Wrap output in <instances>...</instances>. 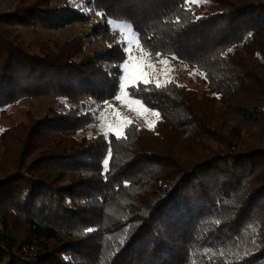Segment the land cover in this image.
Wrapping results in <instances>:
<instances>
[{"label":"trees","instance_id":"trees-1","mask_svg":"<svg viewBox=\"0 0 264 264\" xmlns=\"http://www.w3.org/2000/svg\"><path fill=\"white\" fill-rule=\"evenodd\" d=\"M207 1L213 10L93 0L107 30L128 22L153 56L194 66L206 86L127 89L160 115L150 127L129 123L119 139H78L91 117L77 108L1 132L0 264H264V0ZM44 3L0 13V106L22 95H117L126 58L117 44L78 60L77 39L28 51L14 24L69 18Z\"/></svg>","mask_w":264,"mask_h":264},{"label":"rangeland","instance_id":"rangeland-1","mask_svg":"<svg viewBox=\"0 0 264 264\" xmlns=\"http://www.w3.org/2000/svg\"><path fill=\"white\" fill-rule=\"evenodd\" d=\"M30 1L33 0H0V13L25 6ZM43 2H45L43 7L53 6L57 9H64L70 13L69 18L62 21L63 24L61 26L55 27L37 24H14L16 33L25 42L28 51L42 53L44 47L53 48L54 43L61 45L69 40L77 39L78 41L81 40L83 47V53L77 54L75 57L78 60L85 54L94 55L97 58L103 57L107 49L117 44L123 47L126 53L125 60L129 59V54L131 56L127 70L129 84L135 83L132 79L133 77L140 78L143 76L144 79L152 80L153 82L159 81L163 83L171 80L178 84L187 85L197 92L205 88L206 80L203 74L194 66L181 62L172 56L162 55L157 57L152 55L149 59L148 56L143 55L140 47L142 44H137L136 39H132L127 30L124 34H121L117 26L121 23L129 24L128 22L113 21V24L108 23L109 30H107L101 16L96 14L98 12L94 9L93 0H43ZM120 6L122 12H132L125 7L124 3ZM202 6L206 10L214 9V6L208 1L202 3ZM72 9H74V13L69 11ZM79 13H83V15L81 16ZM132 31L135 33L133 27ZM130 40L131 43H129ZM120 41L125 43L122 44ZM161 61H166V63H161ZM105 64L108 65L107 63ZM149 64L152 66L150 67ZM117 95H121L122 99L117 100ZM117 95L104 100H97L89 96L81 99L61 98L53 94L15 97L10 103L0 106V133L20 125L28 130L32 123L36 125L34 127L37 129L40 124L56 119L57 114L66 113L70 108H77L76 112L85 115L87 118H89L88 115L91 117L90 122L87 121L78 130L79 132L76 134L78 139L84 134L87 136L102 134L100 129L101 120L98 113H103L107 122L113 126L111 131L107 127L104 128V132L108 133H114V128L121 123L120 118L122 117L128 119V124L134 122L137 125L146 127H150L148 122L154 121L155 123L158 119V117H153L150 114L147 116L138 115L137 111L132 110L133 108L139 109L138 105L129 107L128 101L130 98L122 94L120 90ZM117 114H119V117ZM42 137L43 135H40L38 139L40 140ZM1 228L0 219V230Z\"/></svg>","mask_w":264,"mask_h":264},{"label":"snow or ice","instance_id":"snow-or-ice-1","mask_svg":"<svg viewBox=\"0 0 264 264\" xmlns=\"http://www.w3.org/2000/svg\"><path fill=\"white\" fill-rule=\"evenodd\" d=\"M205 2H207V0H185V10H189L190 11L191 10V8H190V5L191 4L200 5V4L205 3ZM96 14L97 15H101V16L104 15L103 13H99V12L96 13ZM197 19H200V17H197ZM108 23L109 24H113V21L112 20H109ZM177 23H179V20H177ZM117 26L119 27L121 34H124L125 31L127 30L128 33H129V35L132 37V39H136L137 44H140V42H139L138 38L136 37L135 33L132 31V26L130 24L121 23V24H119ZM120 43L123 44L125 42L124 41H120ZM129 43H131V40L129 41ZM140 47H141V51H142L143 55L148 56L149 59H150L152 57V55H153V53L151 52V50L145 49L143 45H140ZM229 51H231V49H229ZM155 55L157 57H159V56L164 55V53H162V52H156ZM130 59H131V56L129 54V59L125 60L123 63H121L120 65H118V67L121 69V71L123 73L119 77V79L121 81L120 82V92L122 94L127 95L130 98L129 101H128V106L129 107H131L132 105H138L139 106V109H136V108H133L132 109L134 111H137V114L138 115H145V116H147L148 114H150L153 117H159V115H160L159 112L148 109L146 106H144V104H143V102L141 100L135 98L132 95V93L127 90V89H129L131 87L139 88V85H140L141 82H143L146 87L149 84H152L153 83L152 80L144 79L143 76H141L140 78L133 77L132 79L135 81L134 84H129L128 83L129 76H128V71L127 70H128V65H129ZM161 63H166V61H161ZM149 66L151 67L152 65L149 64ZM169 82L170 81H164L163 83H161L159 81H156V82H154V86H155L156 89H161V88L167 87ZM116 99L117 100H121L122 99V96L121 95H117L116 96ZM98 116L100 117V120H101V123H100L101 132L104 135H108V132H104V128L107 127L111 131V130H113V126L107 122V120L104 118V114L103 113H98ZM117 116L119 117V114H117ZM120 120H121V123H119L114 128L115 136L118 139L119 138H123L124 130L128 126V119L126 117H122V118H120ZM148 123H149V126H151V124L154 123V121L148 122ZM111 155H112V149L109 146V149H108V158H105L103 160V166H104V172L105 173H107L109 171V162H110ZM217 223H219V221H217ZM91 231H93V229L89 228V229L85 230V234L87 232H91ZM126 235H127V230L125 232V237L122 238V239H120V244L121 245L124 243V239L126 238ZM255 243H256V241H253V244H255ZM208 251H210V250H207V249L205 250V252H208ZM112 255H114V253H112Z\"/></svg>","mask_w":264,"mask_h":264}]
</instances>
